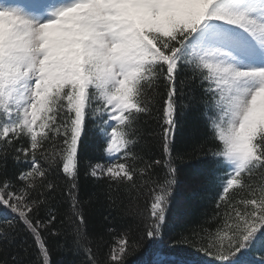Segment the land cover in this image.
Listing matches in <instances>:
<instances>
[{
  "label": "trees",
  "instance_id": "16d2710c",
  "mask_svg": "<svg viewBox=\"0 0 264 264\" xmlns=\"http://www.w3.org/2000/svg\"><path fill=\"white\" fill-rule=\"evenodd\" d=\"M185 39L155 37L132 89L111 160L126 174L96 171L110 157L94 86L83 115L65 87L41 135L0 137V264H264V129L224 189L221 89Z\"/></svg>",
  "mask_w": 264,
  "mask_h": 264
},
{
  "label": "rangeland",
  "instance_id": "374dc122",
  "mask_svg": "<svg viewBox=\"0 0 264 264\" xmlns=\"http://www.w3.org/2000/svg\"><path fill=\"white\" fill-rule=\"evenodd\" d=\"M177 32L186 37L183 59L207 68L221 89L218 131L230 181L264 129V0H0V137L41 135L51 97L65 87L70 107L83 115L94 86L110 157L96 171L126 174L112 162L122 147L116 126L156 55L155 37ZM255 219L249 215L244 226Z\"/></svg>",
  "mask_w": 264,
  "mask_h": 264
}]
</instances>
